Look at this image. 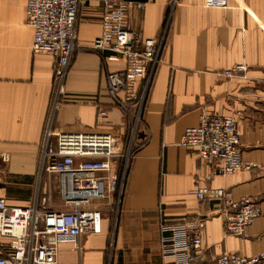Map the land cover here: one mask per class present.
<instances>
[{
  "label": "crops",
  "instance_id": "1",
  "mask_svg": "<svg viewBox=\"0 0 264 264\" xmlns=\"http://www.w3.org/2000/svg\"><path fill=\"white\" fill-rule=\"evenodd\" d=\"M130 1L129 28L160 43L135 128V153L117 210L105 212L100 233L82 237L81 253L71 243H60L58 263L106 264L111 232L108 264H213L225 252L264 255V0H228L224 8L207 7L204 0ZM12 2L0 0V51L11 53L0 60V149L11 151L8 163L21 174L38 141L39 125L36 122L32 137L25 122L21 130L12 129L11 113L5 110L27 111L28 101L24 96L12 105L11 97H4L5 84L17 82L26 93L32 81L43 80L37 88L43 95L45 81L52 76V59L32 55L30 42L27 46L9 42L16 34L2 23L16 19V11L8 15ZM23 6L21 0L24 21ZM99 9L100 0H89L80 11L78 33L85 42L100 33ZM240 63L247 67L243 73L231 77L223 73ZM124 66L120 56L106 53L103 59L94 50L79 52L54 129L106 128L123 137L127 117L106 95L104 71ZM46 103L42 96L36 103L41 117ZM97 103L107 108V116L100 120ZM202 113L235 117L243 158L253 165L250 170L221 174L215 163L201 162L195 151L178 146L184 129L197 124ZM194 187L222 188L233 200L254 197L261 214L247 228L246 237L229 234L219 201L198 199L189 192ZM193 219L205 222L200 246L194 250L188 247V231L180 225ZM2 243L0 238V254Z\"/></svg>",
  "mask_w": 264,
  "mask_h": 264
},
{
  "label": "built area",
  "instance_id": "2",
  "mask_svg": "<svg viewBox=\"0 0 264 264\" xmlns=\"http://www.w3.org/2000/svg\"><path fill=\"white\" fill-rule=\"evenodd\" d=\"M88 2L24 0L31 54L45 53L55 60L50 98L45 106L47 119L50 118L47 122L51 124L42 129L36 145L28 152L30 159L18 180L19 185L35 186L32 196L25 200L26 204L11 203L0 196V264H59L60 243H71L81 253L82 237L100 233L105 212L117 210L120 204L124 154L119 138L106 128L55 130L53 122L66 98L71 64L84 50H94L103 59L106 53L124 58L123 68L104 71V90L113 105L128 119L138 122L160 43L129 28L130 0H100V33L85 42L78 33V19ZM204 4L224 8L228 0H204ZM10 54L0 51V60ZM246 68L240 63L223 73L231 77ZM106 116V106L97 103V119ZM177 144L195 151L201 162L215 163L221 174L250 170L253 166L243 158L237 121L230 114L202 113L197 124L184 129ZM12 156L11 151L0 149V162H10ZM52 180L60 200L54 206L48 205L46 197ZM189 192L200 200L219 201L223 226L229 234L246 237L247 228L261 214L254 197L233 200L222 188L194 187ZM204 224L203 219L180 222L188 231V247L193 250L200 246ZM263 256L225 252L213 264H260Z\"/></svg>",
  "mask_w": 264,
  "mask_h": 264
},
{
  "label": "rangeland",
  "instance_id": "3",
  "mask_svg": "<svg viewBox=\"0 0 264 264\" xmlns=\"http://www.w3.org/2000/svg\"><path fill=\"white\" fill-rule=\"evenodd\" d=\"M12 4L9 6V13L8 15L14 16L15 14H13V12H17V16L16 19L14 21H12V17L11 19H8V21H6V23L3 21L2 23V27H6L9 26L10 29H12V31L14 30L15 32V37L14 39L9 40V42H15L16 44H26L29 45L30 42V33L26 27V25L24 24L23 18H22V13L20 12V6H21V0H12ZM4 2V1H3ZM4 5V4H3ZM11 13V14H10ZM9 29V30H10ZM23 37V38H22ZM24 42H23V41ZM35 57H42L43 59H52V76H48V80L45 81L47 82V86H46V92L43 95H38V90L37 88L40 87V84L42 83L43 80L40 81H32L28 86L29 88L27 89V92L25 93V88H24V93H21V90L23 89V87H21V85H19L17 82H12V83H8L5 84L6 88L8 87V89L5 91V95L4 97H11L12 100V105L14 103V101H16L18 98L21 97H26L27 101H28V106H26L27 111L25 110L23 112V110L20 112L18 109H7L5 110L6 113H11V116H9V118L11 119L12 122V129L14 131H19V128L21 130L22 128V124H24L23 122L26 123V126H28V130L30 133V137H32L33 132H36L37 130V125H39V131L41 133L42 129H44L46 126H49L50 128V124L49 122H47V112L44 109L42 112V117H41V110H37L35 109L36 103L40 101L41 96L43 97V102H47L50 98V90H51V81H52V77L54 75V67H55V60L48 54L42 53L39 55H36ZM34 57V59H35ZM35 72H39L40 70L38 68L33 69ZM37 76V73H36ZM35 78V77H34ZM7 81V80H6ZM39 96V97H38ZM34 99V100H33ZM10 104V103H9ZM9 104L7 103V106H9ZM23 108V107H22ZM9 111V112H8ZM1 116H3V112L0 113ZM127 119V129L125 131L124 136H117L119 138V140L122 143V153L124 154V159H123V164H122V172H121V184H122V194H121V198L123 196V191L125 189V183H126V174H127V170L131 161V156L132 153H135L134 150L136 149V146L134 145L133 141H134V137H135V128H136V124L137 122H135V120L133 119ZM137 121V119H136ZM37 122L36 128H35V124ZM51 122V121H50ZM18 135V134H17ZM29 137V138H30ZM39 136H37V139H39ZM13 139L15 140L16 138L13 137ZM13 139H11V141H14ZM4 140V139H3ZM10 140V139H8ZM120 144V143H119ZM4 148V147H3ZM4 162H0V196L6 197L8 199L9 202L11 203H18V204H26L25 200L27 198H30L32 196V193L35 190V186H22L19 185L18 180L20 179V174L17 173V175L14 173L15 168L12 167L10 169H6L5 166L3 165ZM11 170V176H9L7 174V172ZM12 177V178H9ZM29 190V191H28ZM1 192H4L1 194ZM30 196V197H29ZM46 197H48L47 199V203L48 205L54 206V203H60V200L57 196V192H56V183L54 182V180L51 181V187L46 191ZM114 211H116V209L114 208ZM115 220V213L112 212V220ZM113 234L111 232V236L109 238V246L107 249V260H106V264H108L109 262V258H110V254L112 252V237Z\"/></svg>",
  "mask_w": 264,
  "mask_h": 264
},
{
  "label": "water",
  "instance_id": "4",
  "mask_svg": "<svg viewBox=\"0 0 264 264\" xmlns=\"http://www.w3.org/2000/svg\"><path fill=\"white\" fill-rule=\"evenodd\" d=\"M3 165L5 166L6 169H10V168H12V166H11L10 163H8V162L4 163ZM11 173H12L11 170H9V171L7 172V174H8L9 176H11ZM14 173L17 175V170H16V169H15ZM9 178H12V177H9Z\"/></svg>",
  "mask_w": 264,
  "mask_h": 264
}]
</instances>
